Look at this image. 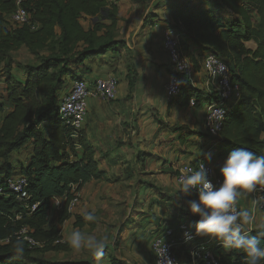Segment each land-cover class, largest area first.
<instances>
[{
	"label": "trees",
	"instance_id": "1",
	"mask_svg": "<svg viewBox=\"0 0 264 264\" xmlns=\"http://www.w3.org/2000/svg\"><path fill=\"white\" fill-rule=\"evenodd\" d=\"M118 1L0 0V264H90L52 262L35 255L39 250H69L62 235L63 225L73 217L69 204L85 185L105 178L85 128L76 131L61 119V100L75 81L91 73L88 63L102 62L110 55L112 62L124 55L131 95L136 87L133 52L118 34L122 21ZM172 1L171 27L180 35L182 52L192 62L195 74L202 71L205 55L213 53L228 64L239 88L240 98L229 111L220 135L214 138L206 132L217 156L227 159L238 148L264 155V0ZM18 6L30 15V23L22 27H14L8 18ZM154 15L145 22L160 18ZM192 46L199 48V57ZM23 48L39 57L36 64L10 60L13 52ZM180 79V93L172 100L180 106L188 107L195 99V107H202L216 99L215 92L203 93L187 76L180 75ZM18 176L28 181L31 198L27 204L7 187V181ZM56 199L65 201L55 211ZM52 211L56 212L54 218ZM185 217L195 229L199 216H185L183 210L169 226L184 222ZM85 227L95 229L97 221L75 216L74 228ZM24 228L25 236L43 247L30 248L19 234ZM259 230L248 232L256 235ZM18 239L24 242L22 258L14 256L13 245ZM201 242L225 264H246L241 251L225 250L216 239ZM261 243L264 246V239ZM183 252L190 262L189 251ZM110 260L123 264L115 256Z\"/></svg>",
	"mask_w": 264,
	"mask_h": 264
},
{
	"label": "crops",
	"instance_id": "2",
	"mask_svg": "<svg viewBox=\"0 0 264 264\" xmlns=\"http://www.w3.org/2000/svg\"><path fill=\"white\" fill-rule=\"evenodd\" d=\"M118 5H122V0ZM127 19L128 22H119L118 29L123 36L120 38L128 42L135 58L138 71L136 87L131 95L124 55L118 62H112L114 59L110 55L102 62L88 63L91 66L89 82L111 77L118 81L114 101L90 98L87 103L86 136L96 150L95 158L99 161L100 170L105 172V178L85 185L77 193L84 202L80 210L71 212L73 217L62 229L69 225L77 230L74 228L75 216L82 215L85 210L95 209L97 223L103 222L98 212L105 211L110 214L107 224L116 221L113 225L119 224V229L122 225L125 227L121 234L125 242L120 248L124 252L134 250L132 256L124 260L125 264H153L154 239L166 226L175 223L174 219L181 210L185 216L190 214L187 202L193 199L191 195L180 193L176 178L179 168L200 158L205 159L204 154L210 152V162L221 176L220 168L226 159L217 156L213 143L207 139L203 106L182 107L166 97L170 64L162 42L164 30L173 24L171 13L165 21L160 17L146 23V17L135 19L130 15ZM192 51L199 57L198 47L192 46ZM192 82L205 94L215 92L202 71L195 74ZM113 183L125 186L124 191L111 194L110 188L107 190L106 187ZM141 188H145L144 194L140 192ZM103 193L126 203L124 218H115L108 207L104 208L106 200ZM255 195L256 190L238 198L241 209H249L254 216L253 223L244 226L247 231L264 225V212L259 210L257 203H253L257 201ZM135 219L138 220V229L129 230ZM109 262L112 264L110 259ZM186 264L194 263L190 258Z\"/></svg>",
	"mask_w": 264,
	"mask_h": 264
},
{
	"label": "built area",
	"instance_id": "3",
	"mask_svg": "<svg viewBox=\"0 0 264 264\" xmlns=\"http://www.w3.org/2000/svg\"><path fill=\"white\" fill-rule=\"evenodd\" d=\"M8 18L14 27H22L30 23V15L20 6ZM162 45L171 68L166 83V97L172 101L178 97L181 90L180 75H185L192 81L195 76V70L192 62L182 52L180 35L171 26L164 30ZM202 72L214 87L217 96L216 99L203 106L205 111L204 126L209 136L217 138L223 129L229 111L240 98L239 88L232 81V73L228 64L213 53L205 55ZM117 93L118 81L113 77L100 79L95 82H86L84 79L77 80L61 100L59 115L71 128L76 131L83 130L86 125L88 100L90 98H100L108 102L114 101ZM189 107H195V99L190 100ZM201 164H205L206 168H208L209 179L214 184L219 185L223 178L217 174L215 165L207 159H200L195 165L192 163L182 165L176 176L177 182L180 184L182 176L187 175L190 169H198ZM7 187L9 192L16 194L25 204L31 198L27 191L28 181L25 177L18 176L8 180ZM0 193H3V189H0ZM190 195L194 196L195 199L198 198L195 190ZM255 196L259 210L264 212V186L257 187ZM64 201L56 199L53 203V209L55 211L60 210L64 205ZM78 202V195H75L69 204L70 213L74 211ZM36 207L37 205L33 206L32 211ZM235 208L237 211L241 210L238 200ZM26 231L27 229L24 228L19 234L24 237L30 248L43 247L34 239L25 236ZM186 231L193 236V239L189 242H185L184 233ZM210 239L212 240L213 238ZM184 250L189 251L191 261L194 264H225L216 252L207 248L204 242H201L199 236H195V229L186 221L180 222L175 226H167L162 234L154 239V264H181L179 253Z\"/></svg>",
	"mask_w": 264,
	"mask_h": 264
},
{
	"label": "clouds",
	"instance_id": "4",
	"mask_svg": "<svg viewBox=\"0 0 264 264\" xmlns=\"http://www.w3.org/2000/svg\"><path fill=\"white\" fill-rule=\"evenodd\" d=\"M213 132H215L213 130ZM205 159L211 161L212 153H206ZM222 182L214 184L209 179V170L201 164L196 170L181 177L180 193L190 195L195 190L198 198L187 202V210L199 216L195 223V236L216 239L225 250H238L245 254L246 264H261L264 261V225L256 235L245 230V225L254 221L249 209L236 210L238 198L245 193H251L257 186H264V155H257L246 148L233 150L227 156L220 168ZM258 203V201H253ZM87 222L97 220L96 211L85 210L82 213ZM185 242L193 239L189 232L184 233ZM95 235H85L80 230L71 231L66 242L68 247L76 252L89 251L99 262L104 256L106 247L104 240ZM24 242L16 240L13 245L14 256L23 257ZM171 262V260H169Z\"/></svg>",
	"mask_w": 264,
	"mask_h": 264
},
{
	"label": "rangeland",
	"instance_id": "5",
	"mask_svg": "<svg viewBox=\"0 0 264 264\" xmlns=\"http://www.w3.org/2000/svg\"><path fill=\"white\" fill-rule=\"evenodd\" d=\"M160 5H162V6L159 9H156V6L159 7ZM172 5H175V2H173L172 0H122V5H120L119 10H120V14L122 15V21L123 22H128L129 19H127V16H129V15L131 17H135V19H139L141 17L148 18L151 16H155L154 14H158L159 17H161L160 20L163 21L171 13ZM118 34H120V37H123L122 34L119 32V29H118ZM123 35H125V33ZM250 46L254 47L253 44H250ZM44 54H47V53H44ZM10 56H11L10 60H12V62H14V64H19V63H21L22 65L36 64L39 60V57L33 56L32 54H30L28 52V50H26L24 48L19 50L18 52H13ZM3 66L4 65L2 64V67ZM13 72H14V74L19 73L16 65L14 66ZM84 80L86 82H89L90 76L86 75ZM141 157H143V156H141ZM112 179H114V177H112ZM109 188H110L111 194L114 192H117V193L120 192L121 193L124 191L125 186H120V185L113 183V185L111 187H106L107 190ZM140 192L142 194H144L145 188H141ZM108 197H110L109 194L103 193V198H104V200H106V206H104V208L108 207L107 210H109L111 213H114L115 218H119L120 216L122 218H124V216H125L124 209H125L126 203H124L123 201H119L117 199H114V197H112V196L110 197L111 199H109ZM122 200H124V199H122ZM82 202H84V200L82 198H80L79 202L77 203V206L74 210H76V209L80 210V206H82L81 205ZM98 213H100L99 216H101L103 218V222H101V221H100V223L98 222L99 223L98 228H96V229L85 228V229H81L80 231L82 233H84L85 235H95L98 239L106 238L104 240V243L106 245V247L104 249V256L102 258V261L99 262V264H110L109 259H111V257H113V256L117 257L119 260H121V262L123 264H125L124 260H127L129 256H132V253L134 251V250H126L124 252V250L120 248L122 242L123 243L125 242V241H122L123 237H121V234L124 231L123 229L125 227L123 228V225H122L121 229H119V226H118L119 224L113 225L114 222H116V221H113V223H111V224H107V220L110 221V219H109L110 214L105 213V211H102V210L99 211ZM51 215L54 218L56 215V212L52 211ZM126 219H127V217H126ZM137 221L138 220L135 219L133 225H129V230L138 229L139 224L138 225L136 224V223H138ZM183 221H185V220H183ZM126 225H128V224L126 223ZM139 229H142V228H139ZM62 230H63V233H62L63 234V243L67 244L66 238H67L68 234L71 231H73L74 229L68 225L66 228H64ZM201 241H203V239H201ZM123 246H124V244H123ZM133 246H134V244H133ZM35 256L42 258V259H45V260H50L52 262H70V263H73V262H80V261L81 262L88 261L90 264H98V261L87 250H81L80 252H76L70 248L66 252H41V250H39ZM187 256L188 255H186L185 252H182L181 255H179V257L181 259V264H183V263L186 264L189 262Z\"/></svg>",
	"mask_w": 264,
	"mask_h": 264
}]
</instances>
